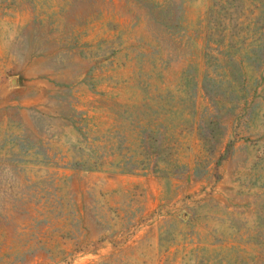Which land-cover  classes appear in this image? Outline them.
<instances>
[{
    "label": "rangeland",
    "instance_id": "1",
    "mask_svg": "<svg viewBox=\"0 0 264 264\" xmlns=\"http://www.w3.org/2000/svg\"><path fill=\"white\" fill-rule=\"evenodd\" d=\"M0 264H264V0H0Z\"/></svg>",
    "mask_w": 264,
    "mask_h": 264
}]
</instances>
